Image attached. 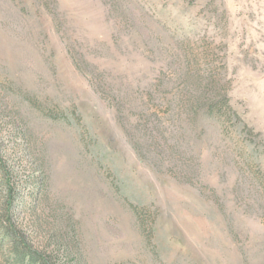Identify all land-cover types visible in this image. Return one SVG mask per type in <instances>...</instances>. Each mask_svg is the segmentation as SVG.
<instances>
[{"label":"rangeland","instance_id":"374dc122","mask_svg":"<svg viewBox=\"0 0 264 264\" xmlns=\"http://www.w3.org/2000/svg\"><path fill=\"white\" fill-rule=\"evenodd\" d=\"M9 195L53 264H264V0H0V264Z\"/></svg>","mask_w":264,"mask_h":264},{"label":"trees","instance_id":"16d2710c","mask_svg":"<svg viewBox=\"0 0 264 264\" xmlns=\"http://www.w3.org/2000/svg\"><path fill=\"white\" fill-rule=\"evenodd\" d=\"M212 111L220 110L219 103L210 105ZM9 184V183H8ZM10 195L2 206V219L3 223L2 232L7 238V249L12 255L13 264H25L26 257L33 262H41L42 264H53L51 259L42 256L38 251L30 247L25 241L20 230L14 225L10 215L11 199ZM4 217V218H3Z\"/></svg>","mask_w":264,"mask_h":264}]
</instances>
